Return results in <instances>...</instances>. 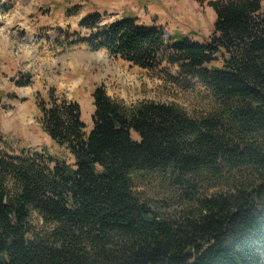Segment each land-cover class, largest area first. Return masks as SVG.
Here are the masks:
<instances>
[{
  "label": "trees",
  "instance_id": "obj_1",
  "mask_svg": "<svg viewBox=\"0 0 264 264\" xmlns=\"http://www.w3.org/2000/svg\"><path fill=\"white\" fill-rule=\"evenodd\" d=\"M209 7L204 43L100 14L80 22L84 36L66 35L203 88L215 108L191 117L175 104L128 106L98 87L88 133L80 103L39 93L41 127L73 162L45 149L10 154L0 140V264H264V0ZM148 177L170 185L173 204L141 195Z\"/></svg>",
  "mask_w": 264,
  "mask_h": 264
},
{
  "label": "rangeland",
  "instance_id": "obj_2",
  "mask_svg": "<svg viewBox=\"0 0 264 264\" xmlns=\"http://www.w3.org/2000/svg\"><path fill=\"white\" fill-rule=\"evenodd\" d=\"M210 0H0V140L4 151H44L72 163L73 158L52 142L40 124L37 95L47 98L54 88L62 98L80 103L88 133L95 112L92 94L104 87L108 95L128 106L141 102L175 104L191 117L209 114L215 103L203 88L186 91L158 73L142 70L92 51L86 44L70 46L75 34L85 35L80 22L100 14L103 24L130 17L156 26L166 36L209 41L216 14ZM66 35L71 36L68 43ZM212 67L220 68L221 62ZM178 74V70L173 71ZM32 78L28 87L20 82ZM138 139L137 135H134ZM141 195L173 204L174 190L161 179L138 178ZM172 199V200H171ZM178 210L173 207L168 212ZM38 224L41 225V223Z\"/></svg>",
  "mask_w": 264,
  "mask_h": 264
}]
</instances>
